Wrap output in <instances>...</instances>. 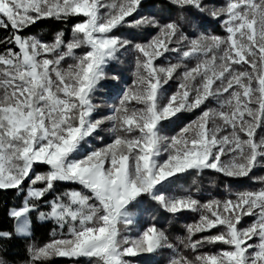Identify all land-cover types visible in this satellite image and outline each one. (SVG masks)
<instances>
[{
    "label": "snow or ice",
    "instance_id": "1",
    "mask_svg": "<svg viewBox=\"0 0 264 264\" xmlns=\"http://www.w3.org/2000/svg\"><path fill=\"white\" fill-rule=\"evenodd\" d=\"M164 3L176 18L144 15V0H0V192L22 194L0 251L32 236L35 215L54 227L47 242L29 244L26 264H137L165 249L167 264H264V176H254L264 168V0ZM190 10L219 21L223 34L190 37L179 22ZM73 18L70 35L60 30L51 42L25 35L39 21ZM123 28L155 35L134 42L117 35ZM129 51L134 78L97 116L102 82L120 81L106 68ZM196 112L175 135L162 133ZM105 130L108 142L86 150ZM206 170L262 186L207 200L172 190ZM145 198L173 217L196 214L179 246L154 217L137 231ZM0 264L9 262L0 255Z\"/></svg>",
    "mask_w": 264,
    "mask_h": 264
},
{
    "label": "trees",
    "instance_id": "2",
    "mask_svg": "<svg viewBox=\"0 0 264 264\" xmlns=\"http://www.w3.org/2000/svg\"><path fill=\"white\" fill-rule=\"evenodd\" d=\"M213 2L221 3L222 0H213ZM143 14H153L161 19V22H166L169 19L176 18V10L166 3L164 0H144ZM76 20L73 18L66 24L63 22L55 20H42L37 22L35 25L31 26L26 30L25 35L36 36L45 42H51L56 32L60 30H65L67 32L71 25L75 23ZM182 25L183 31L190 37H195L200 32H205L209 34L222 35L223 28L221 27L219 21L205 18L196 14L194 11L190 10V18L188 20L179 21ZM117 35H123L124 37L133 40L134 42H144L155 35L154 29H129L123 28ZM134 54L129 51L120 57L117 62H112L106 68V72L109 76L115 74L120 76V81L106 80L102 82L100 88L95 94L94 102L98 104H105L110 107L118 102L119 96L123 89L132 82L134 68ZM176 84L171 83L167 92L170 94L175 90ZM101 114L98 111L96 115ZM199 113L184 114L179 120L172 123H166L162 133L167 136L175 135L181 127L186 123L194 120ZM264 134V133H262ZM101 135L104 137V141L101 142L96 139H91L86 146V150H91L97 146L102 145L107 142L110 137V133L102 132ZM46 170L45 166H38L36 168L37 172H42ZM254 176L259 178L264 176V168H257L254 170ZM195 182V183H193ZM261 183L258 179H240L231 180L222 177L220 174L214 173L212 171L206 170L201 175L197 176L195 173L185 174L179 177L176 182L171 186L172 190L179 194L185 189H191L198 198L201 200H207L211 198L225 199L230 196H234L236 193L245 190H256L261 187ZM67 187H77L75 185H60L59 190H63ZM197 188L199 191H196ZM22 202L21 196H17L14 191L0 192V230H11L13 227V222L8 218L7 211ZM137 212V221L146 226L148 223L153 221L155 218V223L161 227L169 235L170 242L174 245L179 246V242L184 239L185 236V225L194 222L196 219V214L184 213L180 216L173 217L160 209L153 202L149 201L147 198L144 199L142 204L135 210ZM33 233L29 239L18 238L11 241H7L2 246V251L0 255L4 256L9 262V264H26L27 252L26 249L31 243L42 244L50 239V233L54 225L50 222H40L33 215ZM251 222L250 218H245L243 221L244 226H247ZM215 250V249H213ZM172 255L170 250H161L159 253L155 254L153 257H146V264H167L169 257ZM149 258V259H148ZM86 263L85 259H81L80 264ZM51 264H71L66 258H56Z\"/></svg>",
    "mask_w": 264,
    "mask_h": 264
},
{
    "label": "rangeland",
    "instance_id": "3",
    "mask_svg": "<svg viewBox=\"0 0 264 264\" xmlns=\"http://www.w3.org/2000/svg\"><path fill=\"white\" fill-rule=\"evenodd\" d=\"M95 103V102H94ZM98 104V103H97ZM99 105H101V107H100V109L98 110V111H101V114H99V115H104V114H108L109 113V110H110V107H108V106H106L105 104H99ZM99 115H97V116H99ZM104 133H107V131L105 130L104 131ZM108 142V141H107ZM101 146H103V144L102 145H100V146H97V147H101ZM144 201V200H143ZM136 215H137V212H136ZM138 217V216H137ZM39 221V220H38ZM143 228V226H142V224H140L138 221H137V231H139L140 229H142ZM32 233H33V231H32ZM136 233L135 232H133V233H131V235H135ZM153 257L154 255H145V256H142V257H140L139 259H138V261H137V264H146V262H144V260L143 259H145L146 260V257ZM149 259V258H148ZM147 261V260H146ZM83 264H86V263H83Z\"/></svg>",
    "mask_w": 264,
    "mask_h": 264
}]
</instances>
